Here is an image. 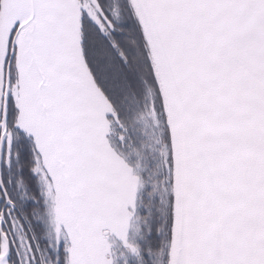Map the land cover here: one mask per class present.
<instances>
[{
	"label": "snow or ice",
	"instance_id": "6c2138e0",
	"mask_svg": "<svg viewBox=\"0 0 264 264\" xmlns=\"http://www.w3.org/2000/svg\"><path fill=\"white\" fill-rule=\"evenodd\" d=\"M0 264H264V0H0Z\"/></svg>",
	"mask_w": 264,
	"mask_h": 264
}]
</instances>
